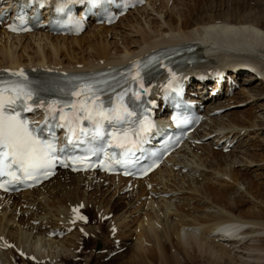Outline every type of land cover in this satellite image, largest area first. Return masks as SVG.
<instances>
[{
  "label": "bare ground",
  "instance_id": "obj_1",
  "mask_svg": "<svg viewBox=\"0 0 264 264\" xmlns=\"http://www.w3.org/2000/svg\"><path fill=\"white\" fill-rule=\"evenodd\" d=\"M168 2L170 0L149 3L143 8L144 12L147 9L154 10L158 3L164 4ZM209 2L211 4L216 3L215 6H212L215 9L211 10L209 17L206 15L197 17L205 12V6ZM230 5L232 10L230 12L227 11V13L224 11L223 13L220 10L223 6L229 9V1L196 0L193 3V9L188 14V17H190L188 20L186 19L181 23V19L174 23L173 20L169 19L167 30H154V32L152 31L153 33L142 34L138 48L134 49L125 45L122 51L115 49L114 52H111L108 44L102 42L101 39L105 37L104 35L107 32L115 29L116 26H94L85 30L81 36L76 37L52 36L42 31L41 33L12 36L7 34L4 28H0V69L25 68L39 71L47 68L59 69V71L98 69L125 64L133 58L142 56L160 46L193 42L199 45L197 52L206 60L204 62L198 61L180 69V71L190 76L191 80L205 76L210 81L211 73L221 72L222 70L228 71L233 76V70L243 69L246 66L256 67L264 71V10L256 9L257 11L254 12L255 9L251 8L248 12L241 13L242 10L250 8L247 0H231ZM143 9L137 10V13ZM170 10L173 11L172 8ZM166 11H168V6ZM132 14L134 13L130 12L125 18L121 19L119 25L123 24L124 21H128V17ZM90 31L92 32L90 33ZM86 34H89L88 39L85 38ZM26 40L29 43L36 44L34 54L27 57L24 54L20 55L16 51L17 47L23 45ZM43 41L44 45H42ZM23 50H26V48H23ZM201 64H204V66H199ZM203 67H209V69L205 71L201 69ZM251 78L247 75L244 76L242 94L245 95V98L242 101L251 100L258 102L261 96L264 95V86L255 82L245 83ZM212 85L213 89L218 87L215 81H213ZM195 86L201 96L207 94L203 84L195 83L192 87L195 89ZM216 98L212 97L210 102H207L208 105L211 103V106H207L209 113L215 109L220 110V105L223 106V102L216 100ZM214 118L216 117H209V121L205 123L208 125L209 130L205 129L203 134L195 133V139L200 140L202 137L214 134L213 136L219 135L218 140L228 137L229 141H234L236 140L234 135H238L235 132L237 127H242V130L239 128L240 132L247 127L240 123L238 125V123L233 122L234 120L225 123L218 121L220 120L219 116L216 119ZM245 122L243 121V123ZM260 122L255 121L249 127H262L264 122ZM247 129L249 128H245L246 131ZM214 141L215 139L210 141L207 144L208 146L191 144L181 151L186 153V150L189 149L190 153L193 154L192 158L195 160L190 163L192 165L194 163L196 167H190L186 175L182 174V170L188 168V162L182 159L178 160V158H181L180 153H178L173 155L167 164L148 178L143 181H134L130 188H126V180L116 176L105 177L99 175L94 177V175L60 171L54 178L39 188L26 191L18 196L1 197L0 264L18 263L19 258L13 249L5 246L6 243H12L17 250H22L39 261L48 256V252H46L48 249L54 248V254L50 253L55 255L56 259H52L54 261L51 264H63L62 262H67L70 258L76 256L75 251L77 249L74 248L77 243H72L69 239L74 238V240L79 241L80 234L81 240H83L82 237L84 235L77 230L79 226L83 227L88 239L89 236H99V232L102 231V228H100L102 224H107L109 227L114 225L115 228L122 225L127 226L125 214L129 210L130 204L133 205L136 202H140L137 209L146 206L145 209L146 212L148 210V213L141 218V223L138 225V228L139 226L140 228L138 232L136 231V243H134L133 248H135L137 253L128 261H122L123 264L140 261L142 259L140 254H143V252L147 255V249L142 247L145 241L148 243L150 241L153 242L152 245H155L160 260L162 259L163 261L166 256L163 246H161L164 243L162 238L165 241L170 240L172 234L177 237L178 241L176 243L184 244L183 248L180 247L181 245L179 248L185 251L187 249L185 244H187L191 246V249H196L195 251H198L201 257H209L213 261L215 259L214 263L216 264H233V262L235 264H264V216H261L260 212H252L250 209L245 210V216H249V219L242 217V215L236 216L224 211L225 206L241 211L245 202L239 201V205L231 206L228 203L227 190L224 192L214 191L205 183L206 181L212 184L210 183L211 176L217 173L216 176L218 178H215L216 181L220 182L222 189H226L223 185L228 181L231 182V180L237 181L239 176L235 170H228V164H225L222 159H217L218 156H215L217 155L216 152L212 151V148L217 145ZM224 148L223 145L221 149L223 150ZM205 150L208 151L205 152L207 156H204ZM222 150L220 152L223 154ZM176 164L180 165L177 172L174 169ZM169 165L171 167H168ZM202 167L213 169L215 174L211 173L213 171H202ZM218 173H221V175L219 174L218 176ZM189 174L192 177H189ZM186 177L188 178L187 180ZM189 178H192V181ZM88 192V197H85ZM168 193L170 194L167 197L165 194ZM198 193L203 197H199ZM156 194L158 197H156ZM181 198L184 199V202ZM180 199L182 202L179 208H174L173 200L180 202ZM204 199L203 205H205L203 207L205 208L212 207L213 203L224 208L214 215H196L195 211L198 209V205L195 206L191 203H199ZM124 201L126 203L128 201V203L126 204ZM81 202L84 205L92 203L93 211L96 209V214L100 213L102 219L91 217V219L99 223L97 226H90L91 220L87 224L77 223L76 230L71 232V236L68 235L67 238L63 237V239L58 240L52 238L50 228L47 227L42 230L43 224H46V226L49 224V227L59 228L63 231L70 228L71 207H76ZM184 207L188 208V212H185V209L182 210ZM8 209H12L14 212L12 211L11 213ZM18 210L19 216L17 215ZM118 212L121 213L119 215L114 214ZM110 213L111 217L104 219L103 216ZM172 218L175 222L171 221ZM138 220L136 219V221ZM31 221L33 223L38 221V226L30 224L29 222ZM116 233L119 234L120 232L117 231ZM94 237H92V240L95 243H99L94 240ZM80 243L76 245L78 248ZM144 246L147 247L146 244ZM117 247L119 249L120 245L111 244L105 248L112 252L117 250ZM62 256L65 258H58ZM125 257L124 253H120V260ZM172 257L178 264L179 260L177 261L178 257L174 249ZM21 262L23 264L30 263L23 260ZM114 263L112 260L111 264ZM167 263H169V260Z\"/></svg>",
  "mask_w": 264,
  "mask_h": 264
},
{
  "label": "rangeland",
  "instance_id": "obj_2",
  "mask_svg": "<svg viewBox=\"0 0 264 264\" xmlns=\"http://www.w3.org/2000/svg\"><path fill=\"white\" fill-rule=\"evenodd\" d=\"M195 1L196 0H183V1L182 0H177V1L176 0H170V2H168V3H164V4L158 3L155 6L154 10L152 9V11L150 9H147L145 12L143 9L139 13H137V11H136V12H134V14H132L128 17V19H129L128 21H124L123 24L116 25L115 29L107 32L104 35L105 37L103 39H101V41L108 44V46L111 49V52H114L115 49H117L118 51H122V49L125 48V45L126 46L128 45V47L134 48V49L138 48L139 43L141 42V35L142 34L153 33L154 30L155 31L156 30H162V31L167 30L169 19L173 20L174 23H177L181 19H182L181 23H183L186 19L188 20L190 18V17H188V14L193 9V3H195ZM225 1L226 2L229 1V9L226 6H223L222 9L220 10V12L222 11L223 13H224V11H225V13H227V11L230 12L232 10V7L230 5L231 0H225ZM247 1H249L250 8L242 10L241 13L248 12L251 8L255 9L254 12H256L259 9L264 10V0H247ZM215 5H216V3H214V4H211L210 2L207 3L205 6V12H203L202 14H200L197 17H201V16H205V15L209 17V15L211 14L210 12H212L211 10L215 9V8L213 9L212 6H215ZM167 6H168V11H166ZM171 8L173 9V11L170 10ZM164 14H166V15L164 16ZM194 18H195V16H194ZM92 31H90V33ZM85 38L88 39L89 34H86ZM28 43L29 42H27V40H26V42H24L23 45H19L17 47L16 51H18V53L20 55L24 54L25 57H27L29 55H33L35 52V47H36L35 45L36 44L35 43L32 44V42L29 44ZM42 45H44V41L42 42ZM23 48L24 49L26 48V50H23ZM0 49H1V42H0ZM235 53H237V52H235ZM237 54H239V53H237ZM235 56H238V55H235ZM202 65L204 66V64H201L199 66H202ZM209 67L208 68L203 67L201 69L206 71L209 69ZM255 83H260V82L256 81ZM243 88H244V86L241 88L239 87L235 91V93L231 96H221L220 99L216 98V100H220V102H223V106L220 105L219 109H221V108L225 109V111H223V113L220 114V116H219L220 120H218V121L228 123L231 120L232 121L234 120L233 122L238 123V125L243 124L244 126H247L245 128H249V129H247V131H246L244 128L243 131H241L242 132L241 133L239 131V128H240V130H242L241 129L242 127H237L239 132L236 129L235 132H237L236 134H238V135H236V136L234 135V138H236V140H234L235 145L231 148L230 152H224L222 154L220 152V149L217 150L215 147L212 148V151L213 152L215 151L217 154L215 156H218L217 159L218 160L222 159L225 162V164L226 163L228 164V166H227L228 170H230V169L235 170L239 174L238 180L237 181L231 180V182L230 181L226 182L223 185L226 189H222L220 182L218 183V180L216 181V179L218 177L216 176L217 173L215 174L214 173L215 171L213 169H209L208 167L207 168L202 167V169H201L202 171L205 170L207 172L213 171L211 173L215 174L214 175L215 177L212 175L211 179H210V183H212V184H209L205 181V183L210 186V189H212L214 191H219V192H224L225 190H227L226 193H228L227 194L228 203L231 206L234 205V207H235V205H239L238 204L239 201L245 202L243 208H241L243 211L242 210L237 211V210H234V208L231 209V208H227L226 206L224 208L221 205H217L214 203L211 205L212 207H209V208L206 207L205 208V207H203L205 205V204L203 205V203L205 201V199H204L203 201L201 200L202 202L200 201L199 203H194V202L191 203L192 205H195V206L198 205V209L195 211L196 215H214V214L219 213L220 210H222L224 208L223 209L224 211H228V212H230L236 216L242 215V217L244 216L247 219H249V216L248 217L245 216L246 215L245 210H248V209L252 210V212L258 211L261 213V216H264V158H263L264 157V125L262 127H259V126L249 127L255 121H258V122L261 121L260 123L264 122V95L261 96V99H259L258 102H256V101L254 102L251 100L242 101L245 98V95L242 94ZM224 105H226V106H224ZM217 117L218 116H216V118ZM216 118H214V119H216ZM244 118H246V119L244 120ZM242 120L244 122L246 121L247 123L246 122L243 123ZM209 124H211V123H209ZM218 127H220V126H218ZM208 128L209 127L207 124L204 125V127L202 128V132H200V133L203 134L205 129L209 130ZM243 133H244V135H243ZM213 138L214 137H211L209 140H206L202 145L198 144V146H205V145L208 146L207 144H209L210 141L214 140ZM186 151H187L186 153L180 154L181 158H178V160L182 159V160H185L188 162V168L182 170L183 175L188 174L187 170L190 167L191 168L196 167V165L194 163H193V165H192V163H190V162L195 161L194 158H192L193 154L190 153L189 149ZM205 152H208V151L205 150L204 153ZM187 153H189V154L186 155ZM205 154H204V156H207V154L206 155ZM251 160H253V162H251ZM179 166H180L179 164H176L174 166V169L176 172L179 170ZM168 167H171V165H169ZM219 174L221 175V173H218V176H219ZM189 177H192V175L189 174ZM187 179L188 178L186 177V180ZM189 179H191V181H192V178H189ZM199 181H202V180H199ZM186 185H187V183H186ZM195 185H196V183H195ZM88 194H89V192L85 194V197H88ZM198 196L203 197L200 193H198ZM107 199H108V197H107ZM181 199H182V201L184 200L183 198H181ZM181 199H180V202L177 200H173L174 208H179V206L182 202ZM127 203H128V201H127ZM139 203L140 202H136L133 205L130 204L129 210L125 214V216L127 217V220H126L127 226L122 225L121 226L122 228L116 226L117 228L114 229L115 231H119L120 232L119 234L114 231L115 232L114 235L110 236L109 232L114 228V225L109 227L107 224H102L100 226V228H102V231L99 232V236H96L97 238L94 236H89V239H91V241H89L88 236L83 237V240H81V235L79 233H78L80 236L79 241H76V239L74 240V238L73 239L70 238L69 241L72 243L76 242L77 243L76 245H78L81 241L82 242L80 243L79 248H78V246L75 245L74 249H77L75 251L76 256L70 258L69 259L70 261L67 259L68 260L67 262H62V263L63 264H71V263L72 264H111L112 260H113L115 262L114 264H123L122 261H128L130 258H132V256L137 253V252H135L136 250L133 247H134V243H136V237H137L138 229L140 228V226L138 228V225L141 223V218L144 217L146 213H148V210L146 212V209H145L146 206L140 207L139 209H137V206L139 205ZM19 207H18V209H19ZM94 210L96 211V209H94ZM182 210H184L185 212L186 211L188 212L187 207L182 208ZM232 210H234V211H232ZM0 211H1V208H0ZM8 211H10L12 213L13 210L8 209ZM95 211H93L92 203L86 205V212L89 214V216L90 217L96 216V218L99 219L100 213L96 214ZM128 212H130V213H128ZM119 213H121V212H118L117 214L114 213V214L119 215ZM17 215L18 216L20 215L19 210H18ZM189 218H190V216H189ZM136 219H139V220L136 221ZM171 221H174V219L172 218ZM176 221H177V219H176ZM29 223L38 226V224H35L32 221ZM98 224L99 223H96L95 220H93L90 222L89 225L93 227V226H97ZM48 226H49V224H47V226H46V224H43L42 230H45ZM92 237H94V240L99 242V243H95L92 240L93 239ZM175 237H176V235L172 234L170 237V240H166V241L162 238V240L164 242L163 244L161 243L162 240H160L161 241L160 243L162 244L161 246H163V251H164V254L166 256V259L165 258H164L165 260L163 259L164 262L162 261V259L160 260L158 250L156 249L155 245H152L153 242L150 241L151 243L150 242L148 243L145 241L142 244V247L144 249L145 248L147 249V252L145 251L147 253V255L144 254V252H143V254H140V255H142V256H140V258H142V259H140V261H136L135 263L133 262L130 264H176L175 260L172 257L173 249L177 254V257H178L177 261L179 260L178 264H212L215 262V259L213 261V259L211 260L209 257L208 258L201 257L199 252L195 251L196 249L195 250L191 249V246H188L187 244H185V246H187V249H185V251H186L185 252L184 249H182L184 247V244L176 243L178 240H177V237L176 238ZM64 238H67V236ZM54 239H56V238H54ZM60 239H63V238H60ZM168 241H170V242H168ZM111 244L120 245V248L118 249V247H117V250H114L112 252H110V250L107 251V248H105V247L110 246ZM145 244L148 248L144 246ZM99 245L101 247H100V249L97 250V246H99ZM151 245H152V248H151ZM179 246L180 247L183 246V247L179 248ZM126 248H129V249H126ZM121 249H123V251H121ZM125 249H126V251H125ZM54 251H55L54 248L48 249L46 251V252H48V256H45L44 259H41L36 264H51L52 261H54L52 259H56L55 255H51V253L54 254ZM120 253L121 254L124 253V255H126V257L123 258L122 260L119 259ZM236 254H238V253L236 252ZM50 255H51V262H50ZM63 257L64 256L58 257V258H63ZM18 258H19L18 264H23V262H21L22 260L27 261L26 259L21 258L20 256H18ZM167 258H169V259H167ZM141 260H143V261H141ZM168 260H169V263H167ZM210 260L213 262H211ZM29 262H30L29 264H35L34 262H31V261H29ZM127 264H129V263H127ZM214 264H216V263H214ZM233 264H235V262H233Z\"/></svg>",
  "mask_w": 264,
  "mask_h": 264
},
{
  "label": "snow or ice",
  "instance_id": "obj_3",
  "mask_svg": "<svg viewBox=\"0 0 264 264\" xmlns=\"http://www.w3.org/2000/svg\"><path fill=\"white\" fill-rule=\"evenodd\" d=\"M89 2L96 4L98 0H89ZM19 75L22 76L23 72L21 71ZM5 91L6 89L0 88V175L6 173L14 180L19 179L12 171L15 167L26 178L36 180L39 179V176L46 178L51 174V170L55 168L59 159L56 146L51 140H43L37 136L29 126V122L23 119L13 107L19 100L23 111L31 110V105L25 102L32 99L33 93L23 87H16L9 91L6 98ZM49 109H51V105H49ZM79 111L86 112L89 120L96 117L101 119L124 118V113L116 112L113 117L111 112L106 114L103 109L87 105H81ZM124 112L127 110L125 109ZM127 114L131 115V113ZM76 118L79 119V117ZM61 119H65L62 110ZM69 142H71V138H69ZM60 163L65 167L68 166L62 160Z\"/></svg>",
  "mask_w": 264,
  "mask_h": 264
}]
</instances>
